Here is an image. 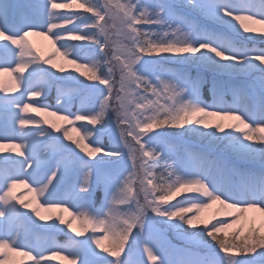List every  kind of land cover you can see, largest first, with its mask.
<instances>
[{
	"label": "snow or ice",
	"instance_id": "6c2138e0",
	"mask_svg": "<svg viewBox=\"0 0 264 264\" xmlns=\"http://www.w3.org/2000/svg\"><path fill=\"white\" fill-rule=\"evenodd\" d=\"M0 154V264H264V0H0Z\"/></svg>",
	"mask_w": 264,
	"mask_h": 264
},
{
	"label": "rangeland",
	"instance_id": "374dc122",
	"mask_svg": "<svg viewBox=\"0 0 264 264\" xmlns=\"http://www.w3.org/2000/svg\"><path fill=\"white\" fill-rule=\"evenodd\" d=\"M26 0H18V2H25ZM58 3H64V0H57ZM124 0H113V4L116 3H123ZM257 27H262L260 25H257ZM31 39L37 44L38 47H40L41 49L45 50L47 48H49L51 46V42L49 40H47L44 37L41 36H33L31 37ZM112 41L114 43H119L121 41V37L118 35V33H116L115 31L112 34ZM59 46V44H57V47ZM62 57H56L55 59L58 60V62L61 60ZM177 71H181L180 69H176ZM4 80L7 82L8 78H9V74L5 73L4 74ZM23 89L21 88L19 91H22ZM202 93L203 89H202ZM205 99H208L205 95ZM228 99V98H227ZM78 102L80 104V99L78 98ZM229 101H231L230 99H228ZM240 101L241 103L244 102V97L243 95H241L240 97ZM84 102L85 103H90L93 102L90 98L85 97L84 98ZM32 113H30L29 115H31ZM178 152H185L186 150V146L183 144H178L177 145V149ZM173 163V161H160L155 173L157 176L161 175V170H165L163 175H167V173L169 171H171L170 168L167 167L168 164ZM82 179V177H81ZM17 195H20L22 198L24 199H30L32 197V193H29L27 191V189L25 188L24 185H18L17 189H16ZM103 198V196H102ZM101 198V199H102ZM41 202L42 198H41ZM174 202V201H173ZM57 214H59V209L54 210ZM207 211V210H206ZM65 218L68 219L69 218V213H64ZM76 227L78 228V230H80V223L79 221H75L74 222ZM17 229L20 231H23L28 238L30 239V241L35 244L37 247H43V248H47L49 246L50 243V234L45 231L40 229L39 227L35 226V225H31L30 223H28L27 221H21L18 222L16 225ZM231 231V230H230ZM77 239H81L82 237H76ZM169 239L172 241L173 244L179 246V247H192L191 245L187 244L184 241H181L179 239H176L174 235L169 234ZM55 240L58 241L60 244H66L69 242V234L66 232H57L55 233ZM107 241H105V244L107 245ZM47 255V254H46ZM52 264H68L67 261H63V258L61 256H56L53 260H52Z\"/></svg>",
	"mask_w": 264,
	"mask_h": 264
},
{
	"label": "trees",
	"instance_id": "16d2710c",
	"mask_svg": "<svg viewBox=\"0 0 264 264\" xmlns=\"http://www.w3.org/2000/svg\"><path fill=\"white\" fill-rule=\"evenodd\" d=\"M198 19H200V21L202 23H210V21H205V20H203V18H198ZM42 51L45 53L46 56L47 55H50L51 54V46L48 49L42 50ZM60 63H64V60H62ZM171 67H175L176 69H180L181 71L185 69V66H182V65H174V66H171ZM191 71H192L193 75H195L196 70L193 68V69H191ZM243 79H244L243 77L240 78L241 81H243ZM209 87H210L209 84H205L203 86V92L206 95V97L208 98V100H211V94L208 92V88ZM55 95H56L55 94V90H52V92L49 94V100L48 101H45V103H55ZM227 98L231 100L232 99V96L229 95ZM35 99H41L42 100L43 97L35 98ZM37 106L40 107L41 105H37ZM77 106H78V101L75 100L74 101V105H73V108H74L73 110H75V108ZM51 110H53V109H50L49 111H51ZM33 115H34V113H33ZM42 115H47V113H43ZM48 118L51 119V120L56 121L62 127H69V130L72 131L71 127L69 125H67L64 121H61V120H59L58 118H56L54 116H49ZM76 127H79V124ZM72 135L74 137H78L80 135V133L77 132V131H72ZM0 155H2V154H0ZM164 172H165V170H161V174H164ZM101 198H102V194H101Z\"/></svg>",
	"mask_w": 264,
	"mask_h": 264
}]
</instances>
